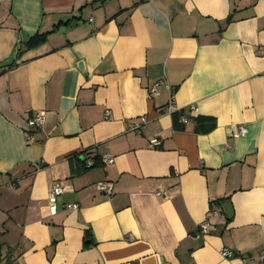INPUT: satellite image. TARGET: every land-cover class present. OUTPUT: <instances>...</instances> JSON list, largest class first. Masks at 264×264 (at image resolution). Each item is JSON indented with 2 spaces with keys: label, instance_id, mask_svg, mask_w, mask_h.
Instances as JSON below:
<instances>
[{
  "label": "crops",
  "instance_id": "0c3cea01",
  "mask_svg": "<svg viewBox=\"0 0 264 264\" xmlns=\"http://www.w3.org/2000/svg\"><path fill=\"white\" fill-rule=\"evenodd\" d=\"M228 204L232 219L211 216ZM263 250L264 0H0V264H261Z\"/></svg>",
  "mask_w": 264,
  "mask_h": 264
},
{
  "label": "built area",
  "instance_id": "2783aa9c",
  "mask_svg": "<svg viewBox=\"0 0 264 264\" xmlns=\"http://www.w3.org/2000/svg\"><path fill=\"white\" fill-rule=\"evenodd\" d=\"M160 85H161V83H155L151 87V94L152 95H159ZM190 110L196 112L197 107L195 105H192L190 107ZM147 121H148V119L146 117H143L142 121L135 123L133 128L139 129L142 126V123H146ZM45 122H46L45 113L38 112V113L34 114L33 117H31L29 119V127L31 129H41L45 125ZM184 122L188 123L187 118H184ZM247 133H248V128L246 125H235L233 127V134L235 137L243 136ZM161 144H162V140L159 138H156L152 141L153 147L160 146ZM103 162L107 165H112L115 163V158L113 155L109 154L103 158ZM88 163H89L88 167H92L94 165L93 161H89ZM96 188L99 192L105 193L107 195H111L113 193L112 184L109 182H99L96 184ZM64 193H65V187L61 183H55L53 188H52L51 194H50V203L52 204V206H53L52 208L55 210L54 211L55 213H56V204L58 202V199ZM159 195H160V193H159ZM79 207H80L79 204H71V205L67 206V208L70 210H77V209H79ZM211 216L220 218L224 223H226L228 220L226 213L222 209H219L217 207L212 208ZM212 228H213V224L210 221H206L205 223L200 225V232L202 234H207ZM221 253H222L223 257L226 259H233L237 256V254L234 251H232L228 248H223ZM260 260H261V264H264V250L260 254Z\"/></svg>",
  "mask_w": 264,
  "mask_h": 264
},
{
  "label": "trees",
  "instance_id": "16d2710c",
  "mask_svg": "<svg viewBox=\"0 0 264 264\" xmlns=\"http://www.w3.org/2000/svg\"><path fill=\"white\" fill-rule=\"evenodd\" d=\"M232 19H233V17L231 16V17L228 19V22H231ZM49 35H50V34L37 35V36L33 37V38L28 42L27 46H28L29 48H35V47H37V46H40L41 44H43V43L47 40V38H48Z\"/></svg>",
  "mask_w": 264,
  "mask_h": 264
},
{
  "label": "water",
  "instance_id": "95a60500",
  "mask_svg": "<svg viewBox=\"0 0 264 264\" xmlns=\"http://www.w3.org/2000/svg\"><path fill=\"white\" fill-rule=\"evenodd\" d=\"M63 30H65V29H63ZM225 208H226V213H227L228 219H232L233 215H234L233 208L229 204L226 205Z\"/></svg>",
  "mask_w": 264,
  "mask_h": 264
}]
</instances>
